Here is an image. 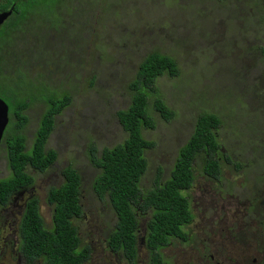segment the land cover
<instances>
[{"label": "rangeland", "instance_id": "1", "mask_svg": "<svg viewBox=\"0 0 264 264\" xmlns=\"http://www.w3.org/2000/svg\"><path fill=\"white\" fill-rule=\"evenodd\" d=\"M21 29L23 33L9 36L1 50L6 58L0 63V76L12 79L21 69L33 84L40 82L59 96L67 94L70 104L55 117L46 144V150L56 152V161L44 173L28 170L33 187L0 209V264H23L14 237L30 196L38 199L45 226L51 227L47 193L63 183L61 173L67 167L81 179L84 215L74 225L81 244L93 248L88 264H126L105 246L116 218L108 200L99 201L92 191L99 170L87 154L91 144L99 155L126 139L116 113L129 106L128 85L139 63L151 53L173 58L178 76L156 81L159 96L174 117L164 122L150 104L156 125L154 130H143L142 136L154 147L145 153L147 171L141 190L154 188L160 169L161 181L168 179L198 115H216L221 122L222 155L248 165L235 172L223 161L219 183L204 176V162H194L195 180L184 192L194 220L186 232L201 242L219 217L221 223L215 226L220 228L205 243L228 238L234 246L235 240L248 253L242 264H253V259L264 262V176L253 163L254 152H264V0H62L49 17L32 15ZM0 98L4 101L1 92ZM44 111L43 104L34 103L24 113L27 149ZM257 131L263 134L257 136ZM4 149L1 144L0 181L10 175ZM144 222L140 221V238ZM253 248L257 250L251 252ZM190 250L175 244L165 252L168 264H202ZM214 258L224 264L220 251ZM137 264H147L144 250Z\"/></svg>", "mask_w": 264, "mask_h": 264}, {"label": "trees", "instance_id": "2", "mask_svg": "<svg viewBox=\"0 0 264 264\" xmlns=\"http://www.w3.org/2000/svg\"><path fill=\"white\" fill-rule=\"evenodd\" d=\"M61 1H1L0 13L11 8L13 11L0 30V63L6 58L1 50L9 42V36L23 33L22 25L32 15L49 17ZM37 57L42 55L37 54ZM15 74L12 79L0 76V92L4 102L10 106V128H6L1 142L5 145L10 175L0 181V209L8 206L19 193L33 187L35 181L28 170L44 173L56 161V152L46 150V144L53 132L55 117L70 104L67 94L59 96L58 92L40 82L33 84L21 69ZM162 76H178L175 60L158 53L145 56L128 85L131 92L129 106L116 113L118 123L127 134L126 139L118 145L103 149L99 155L93 144L88 147V159L99 170L92 191L99 201L108 200L116 218L105 246L127 264H137L140 221L143 219L145 225L142 238L149 264H164L160 250L170 243L187 241L185 229L193 223L194 215L184 192L194 183L193 165L197 159L204 162L203 173L208 178L214 182L219 179L221 145L218 128L221 122L216 115L204 113L198 115L191 136L178 149L168 179L161 181L160 169L154 188L141 190V180L147 171L145 153L154 147L152 142L142 136L143 130L155 129L150 104L164 122L174 117L159 96L156 81ZM38 89H41L40 92ZM34 103L43 104L45 111L33 135L32 144L27 149L23 131L28 118L24 113ZM61 174L63 183L50 189L46 197L47 204L52 208L49 229L40 214L38 199L30 196L25 202L18 226V253L29 264H88L91 258L90 246L81 244L74 225L84 215L81 179L71 167L63 169Z\"/></svg>", "mask_w": 264, "mask_h": 264}, {"label": "flooded vegetation", "instance_id": "3", "mask_svg": "<svg viewBox=\"0 0 264 264\" xmlns=\"http://www.w3.org/2000/svg\"><path fill=\"white\" fill-rule=\"evenodd\" d=\"M9 10H7L5 12H8ZM1 13H4V12H1ZM9 18L4 22V24L9 20ZM2 26H1V28H2ZM1 28H0V30H1ZM261 51H262L261 52L262 55L264 56V50H261ZM259 134H263V133L261 131H257L256 135L258 136ZM219 141H220V138H219ZM254 153H256L257 155H254V158L256 160L254 159L255 161L253 163L258 167V171H260L261 176H264V152L256 151ZM220 154H221V157L219 158V163H218L220 173H219V179L216 182L219 181V183H221V181H222V179H221V173H222L221 166H222L223 161H225V164H230L232 166V168L235 170V172H240L241 170L243 171L245 169V167L248 165V164L243 165L242 163L231 162V160L228 157H226L225 155H222V146L220 148ZM226 159H228L229 161H226ZM234 164L238 165V166L240 165L241 169L237 170L234 167ZM204 176L208 179V181H213L212 179L208 178L207 175L204 174ZM255 176L259 177L257 173H255ZM239 179H241V178H239ZM22 193H24V192H21L18 195H20ZM13 201H15L14 197L11 199V202L9 203V205H11V203ZM25 202H24V205L22 207V212L20 213V219H21L23 211H24ZM262 202H264V197H262ZM3 208H5V207H3ZM19 223H20V221H19ZM220 223H221V218H219V217H217L214 221H212L211 224L209 225V228H211V229L208 232V235H206L205 238H201L202 239L201 242H195L192 238V235L187 233L188 238H187L186 242L170 243L168 246L163 247L160 250V252H161V255L165 261L164 264L169 263L168 259L166 258L165 252L168 249H170L172 246H174L175 244L177 245V248L186 249V248L190 247V249H191L190 251H192V254L195 255L194 259H196L197 261H202V264H221L219 262H215V258H214V254H218L219 251L222 254L221 259H222V261H224V264H242L243 259L248 257V253L245 252V251H247L246 249L241 250L240 244L238 242H236L235 240H233L234 246H232V243H230L228 238L224 242L221 239H218V240L215 239L211 243H209V245L207 243H205L208 239H213L215 237V232L218 230V227H219V226H215V224L219 225ZM189 226L186 227L185 230L188 231V229H190ZM222 230L223 229L221 228L219 230V232H217V233L220 234ZM243 230H245L248 234H251V233H249L248 229H243ZM237 238H239L240 241L245 242V240L241 236L237 235ZM11 244H13V243H11ZM14 244H16L15 250L18 253V245H19L18 234H17V238L14 237ZM143 244H144L143 238H140L139 243H138V257H139L141 250H144L146 252ZM90 249H91V258H92V253H93L92 246H90ZM256 250H257V248H253L251 250V252H255ZM109 252L112 253L111 250H109ZM211 252H213L214 254H211ZM112 254H114V253H112ZM114 255L117 256V254H114ZM146 255H147V252H146ZM18 256H19L18 258L20 259L21 262H23V264H29L25 261V259H22V257L19 255V253H18ZM91 258H90L89 262L91 261ZM260 260H261V258H260ZM256 261H257V259H253L252 263L257 264L258 262H256ZM137 263H138V258H137ZM147 264H149L148 263V256H147ZM261 264H264V262H262Z\"/></svg>", "mask_w": 264, "mask_h": 264}, {"label": "water", "instance_id": "4", "mask_svg": "<svg viewBox=\"0 0 264 264\" xmlns=\"http://www.w3.org/2000/svg\"><path fill=\"white\" fill-rule=\"evenodd\" d=\"M13 8L8 12L0 13V28L4 22L11 16ZM9 123V108L8 105L0 99V146L5 133V130Z\"/></svg>", "mask_w": 264, "mask_h": 264}]
</instances>
